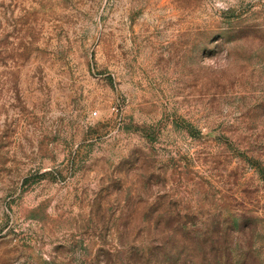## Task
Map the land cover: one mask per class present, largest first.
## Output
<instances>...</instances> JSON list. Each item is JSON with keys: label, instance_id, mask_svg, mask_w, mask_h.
I'll list each match as a JSON object with an SVG mask.
<instances>
[{"label": "rangeland", "instance_id": "rangeland-1", "mask_svg": "<svg viewBox=\"0 0 264 264\" xmlns=\"http://www.w3.org/2000/svg\"><path fill=\"white\" fill-rule=\"evenodd\" d=\"M184 227L264 264V0H0V264H178Z\"/></svg>", "mask_w": 264, "mask_h": 264}, {"label": "trees", "instance_id": "trees-1", "mask_svg": "<svg viewBox=\"0 0 264 264\" xmlns=\"http://www.w3.org/2000/svg\"><path fill=\"white\" fill-rule=\"evenodd\" d=\"M172 230L173 236L178 234L175 242L171 244L173 247L179 248V255L176 259L178 264H221L222 256H217V259H211L208 249V238L197 234V229H188L186 227ZM159 243H162L159 241ZM148 249V245L145 246ZM252 251V247H249ZM248 251V252H249ZM236 262H241L240 254L235 253Z\"/></svg>", "mask_w": 264, "mask_h": 264}]
</instances>
